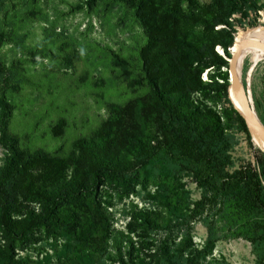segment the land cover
<instances>
[{
	"label": "rangeland",
	"instance_id": "rangeland-1",
	"mask_svg": "<svg viewBox=\"0 0 264 264\" xmlns=\"http://www.w3.org/2000/svg\"><path fill=\"white\" fill-rule=\"evenodd\" d=\"M251 1L257 8L255 12L249 10L247 16L233 13L226 27L215 28H224L220 37L225 44L230 41L225 48L227 54L221 47H214L220 63L226 64L218 71L204 69L201 86L194 94L199 107L204 106L218 117L216 151L228 173L247 164L254 166L259 150L253 140L249 144L245 121L230 107L221 81H211L226 72L235 36L238 42L248 31L264 25V0ZM176 2L181 8H209V0L163 1ZM144 43V31L128 2L0 0V65L13 78L0 85V94L9 108L5 128L0 131V169L17 164L10 160L15 149L21 156L19 163L30 162L26 166L30 183L38 184L35 177L39 179L44 168L36 157L61 161V181L50 188L62 190L73 187L72 165L76 160L84 165L79 170L80 181L88 183L92 151L114 158L116 174L108 175L99 184L101 205L116 231L128 234L134 243L148 236V244L153 247L154 241L167 231L159 226V231L145 233L134 218L136 214L149 210L169 219L173 217L169 215V205L182 202L185 192L192 208L201 190L189 173L178 167L170 169L156 149L161 141V124L152 115L149 87L141 71L139 50ZM238 81L244 102L264 127L263 48L243 54ZM109 127L117 131L116 136L107 143L100 142L98 130ZM206 141L209 148H215V143ZM139 154L144 164L137 169L134 161ZM166 199L170 201L168 206L163 204ZM16 206L17 219L37 214L42 208L39 199L30 194L19 195ZM190 225L191 241L202 246L204 227L197 217ZM46 233L43 229L34 231L27 242L15 243L8 252L9 240L0 229V264H9L7 254L12 259L10 264H75L65 253L68 233L63 231L58 237ZM169 233L171 239L179 241L180 231L172 228ZM135 249L140 256L143 248L135 244ZM108 252L114 253L113 249ZM109 254L94 263L102 260L110 264L106 259ZM212 255L230 264H253L250 246L240 238H220L212 245Z\"/></svg>",
	"mask_w": 264,
	"mask_h": 264
},
{
	"label": "trees",
	"instance_id": "trees-1",
	"mask_svg": "<svg viewBox=\"0 0 264 264\" xmlns=\"http://www.w3.org/2000/svg\"><path fill=\"white\" fill-rule=\"evenodd\" d=\"M119 1L132 4L134 16L144 31L145 43L139 50V60L143 80L149 87L152 115L161 124V141L156 149L170 169L178 167L190 174L194 185L201 190L200 199L190 208L192 203L184 192L182 202L169 205V215L173 216L169 219L149 210L137 213L134 218L145 233L157 232L159 226L167 232L154 241L153 247L148 244V236L134 243L128 234L123 235L112 227V219L100 201V182L116 174L114 158L92 151L88 183L80 181L79 170L84 165L76 160L72 165L73 187L56 190L50 187L61 181V161L36 157L44 169L39 179L35 177L34 181L39 183L33 184L26 172L30 162L19 163L20 153L13 149L10 160L17 164L0 169V229L9 240L7 251H12L15 243L27 242L34 231L43 229L51 237H58L63 231L68 233L65 253L75 264H95L94 260L109 254V249L114 252L106 257L110 264H230L223 257L212 255V245L220 238L230 237L248 242L253 264H264V156L259 151L254 166L247 164L231 173L225 171L221 155L216 151L218 117L204 106L199 107L194 98L201 86L202 71L207 68L218 71L226 64L220 63L214 47L226 52L230 41L226 45L220 37L224 28H215L226 27L233 13L247 16L249 10L255 12L254 2L209 0V8L204 9L198 5L181 8L177 2L164 4V0ZM6 72L0 65V85L13 79ZM213 79L211 82L215 84V79L221 81L227 98L226 72ZM8 112L1 93L0 131L5 128ZM97 134L100 142L107 143L117 131L100 128ZM245 134L249 142L250 134L246 130ZM206 140L211 145L215 143V148H209ZM142 158V154L135 158V168L143 166ZM21 194L39 199L41 210L17 219L16 202ZM169 202L166 199L163 204L168 206ZM195 217L206 233L202 246L191 241L190 224ZM172 228L181 233L178 242L169 235ZM135 244L143 248L140 256L136 254ZM98 261L103 264L102 260ZM7 262L12 263L8 254Z\"/></svg>",
	"mask_w": 264,
	"mask_h": 264
},
{
	"label": "bare ground",
	"instance_id": "bare-ground-1",
	"mask_svg": "<svg viewBox=\"0 0 264 264\" xmlns=\"http://www.w3.org/2000/svg\"><path fill=\"white\" fill-rule=\"evenodd\" d=\"M253 29V28H252ZM259 48H263L264 50V25L253 29L251 31H248L245 33V35L239 39V41H235V47L232 51V55H235V59L233 61L228 60L231 71L238 77L241 59L243 57V54L247 50H252L254 53H256ZM240 91L242 92V89L239 88L238 90L234 89L230 84H228L227 87V98L229 99L231 105L233 106V109L242 117L245 119V121L252 125V128L249 129V134L251 142L252 140L258 145L256 146L257 150H259L262 154H264V144L257 136V130L254 127V124L251 122L250 118L246 117V111H250L247 107L246 103L244 102ZM251 112V111H250ZM252 117H254V114L252 113ZM261 126V124H260ZM262 127V126H261ZM263 133H264V127H262ZM253 143V142H252ZM261 146V147H260Z\"/></svg>",
	"mask_w": 264,
	"mask_h": 264
},
{
	"label": "water",
	"instance_id": "water-1",
	"mask_svg": "<svg viewBox=\"0 0 264 264\" xmlns=\"http://www.w3.org/2000/svg\"><path fill=\"white\" fill-rule=\"evenodd\" d=\"M234 56L235 55L230 56V58H229L230 61H233L235 59ZM226 74H227V83L230 84L234 89L238 90L240 88L238 77H236V75H234V73L231 71V68H230L228 61H227ZM250 109H251V107H250ZM252 111H253L252 109H251V112L246 111L245 115H246V117L250 118L251 122L254 124L253 128H255L257 130V136L262 141V143L264 144V133H263V130L261 127L262 125L260 126V123L255 116L252 117ZM253 114H254V112H253ZM244 121H245V119H244ZM245 124H246L247 131L249 133V129L252 128V125L248 124L246 121H245ZM263 156H264V154H263Z\"/></svg>",
	"mask_w": 264,
	"mask_h": 264
}]
</instances>
